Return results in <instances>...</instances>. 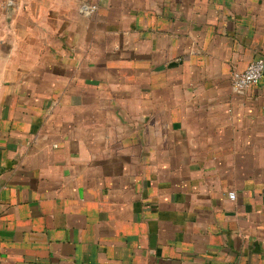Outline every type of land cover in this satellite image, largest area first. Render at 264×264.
Masks as SVG:
<instances>
[{"label": "crops", "instance_id": "0c3cea01", "mask_svg": "<svg viewBox=\"0 0 264 264\" xmlns=\"http://www.w3.org/2000/svg\"><path fill=\"white\" fill-rule=\"evenodd\" d=\"M258 57L264 0H0V264H264Z\"/></svg>", "mask_w": 264, "mask_h": 264}, {"label": "built area", "instance_id": "2783aa9c", "mask_svg": "<svg viewBox=\"0 0 264 264\" xmlns=\"http://www.w3.org/2000/svg\"><path fill=\"white\" fill-rule=\"evenodd\" d=\"M95 10V5H82L80 12L89 16ZM264 73V58L258 57L252 60L243 70H235L231 74V86L234 91L242 92L246 88L258 83ZM230 199L235 198L234 192H228Z\"/></svg>", "mask_w": 264, "mask_h": 264}]
</instances>
